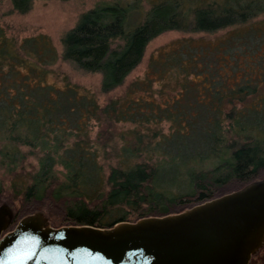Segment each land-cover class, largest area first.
<instances>
[{"label":"trees","instance_id":"1","mask_svg":"<svg viewBox=\"0 0 264 264\" xmlns=\"http://www.w3.org/2000/svg\"><path fill=\"white\" fill-rule=\"evenodd\" d=\"M9 1L10 11L19 13L33 2ZM260 14L264 0H109L80 14L61 36L60 54L45 33L17 39L0 25V204L16 216L41 211L49 220L59 214L63 222L108 227L178 212L263 176L264 74H250L264 60ZM224 28L230 29L216 42L183 38L152 57L153 65L183 77L194 69L209 92L157 114L141 101L132 110L114 98L100 106L77 82L47 80L49 65L61 57L100 73L106 93L124 82L161 32ZM247 55L245 68L240 58ZM154 118L172 120L173 129L121 131V144L107 129L89 135L91 120L111 125ZM260 260L264 245L248 264Z\"/></svg>","mask_w":264,"mask_h":264},{"label":"water","instance_id":"2","mask_svg":"<svg viewBox=\"0 0 264 264\" xmlns=\"http://www.w3.org/2000/svg\"><path fill=\"white\" fill-rule=\"evenodd\" d=\"M47 219L0 204V264H248L264 245V176L178 212L108 227Z\"/></svg>","mask_w":264,"mask_h":264},{"label":"rangeland","instance_id":"3","mask_svg":"<svg viewBox=\"0 0 264 264\" xmlns=\"http://www.w3.org/2000/svg\"><path fill=\"white\" fill-rule=\"evenodd\" d=\"M107 1L109 0H33L31 8L27 12L19 13L10 11L11 3L9 0H0V25L4 27L8 35L17 39L45 33L50 36L57 52L60 54L62 52L60 39L64 32L76 24L82 12ZM142 2H144L143 6H147L146 3L148 1ZM256 20L260 28L263 27L264 29V14H260ZM228 29L230 28L214 32L196 33H187L179 30L161 32L147 43L142 60L129 72L124 82L106 93L101 92L99 89L100 73L84 71L61 57H58L54 63L49 65L52 71L48 75L47 80L58 85H63L64 78L77 82L96 94L100 106H103L110 98H114L120 107L132 110L131 105L141 101V106L145 110L155 111L153 114H157L161 112L163 106L171 103L173 105L176 101L182 102L186 99L194 101L196 98L207 97L209 92L207 87L201 85L202 81L200 78L202 75H199L194 69L186 77H183L181 73L177 74L173 67L162 66L160 63L153 65L150 63L152 57L158 56L160 52V55H162L164 50L170 49L172 44L175 46L183 38H190L192 43L197 45L206 42H216ZM251 57L247 55L246 58L245 56L240 58L242 66L247 68L249 63H246L251 60ZM260 59H263V57H260ZM263 64L264 60H262L260 67L250 74L254 77L264 74ZM242 72L245 73L244 71ZM246 74L248 73L246 72ZM135 81L137 83L134 85ZM187 84H189V89L185 92ZM259 90L264 92V77ZM88 127L90 138L93 139L98 133L106 134L105 130L107 129V131L115 133L114 135L118 139L117 144H121L122 140L118 138L121 131L131 135V130L137 128L148 133L158 130L161 134H166L173 129V122L167 118H161L160 120L154 118L134 122L129 120L117 121L109 125L104 121L91 120ZM35 212L44 214L41 211ZM49 216L51 220L47 219L48 224L60 225L68 223L63 222L59 214ZM258 264H264V260H260Z\"/></svg>","mask_w":264,"mask_h":264}]
</instances>
